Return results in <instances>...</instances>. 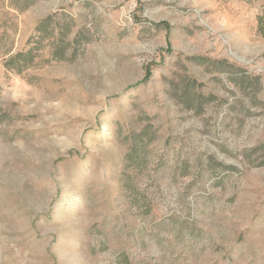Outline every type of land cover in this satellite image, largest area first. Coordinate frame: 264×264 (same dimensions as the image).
Segmentation results:
<instances>
[{
  "label": "rangeland",
  "instance_id": "374dc122",
  "mask_svg": "<svg viewBox=\"0 0 264 264\" xmlns=\"http://www.w3.org/2000/svg\"><path fill=\"white\" fill-rule=\"evenodd\" d=\"M0 264H264V0H0Z\"/></svg>",
  "mask_w": 264,
  "mask_h": 264
},
{
  "label": "trees",
  "instance_id": "16d2710c",
  "mask_svg": "<svg viewBox=\"0 0 264 264\" xmlns=\"http://www.w3.org/2000/svg\"><path fill=\"white\" fill-rule=\"evenodd\" d=\"M32 61H33V54L31 49H29L26 51H19L8 56V58L5 61V66L7 69L20 72L22 68L30 66ZM194 105H195L194 106L195 109H198L200 106V103L196 98Z\"/></svg>",
  "mask_w": 264,
  "mask_h": 264
}]
</instances>
